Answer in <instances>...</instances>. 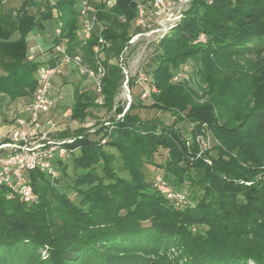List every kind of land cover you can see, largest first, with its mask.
<instances>
[{"label":"trees","instance_id":"16d2710c","mask_svg":"<svg viewBox=\"0 0 264 264\" xmlns=\"http://www.w3.org/2000/svg\"><path fill=\"white\" fill-rule=\"evenodd\" d=\"M30 1L15 9L0 1V97H33L40 63L28 57V36L58 19L69 50L91 64L99 35L106 40L103 105L111 110L123 73L110 58L136 31L138 4L151 0H104L85 44L80 0H39L36 11ZM201 33L204 42L196 41ZM158 49L146 71L155 90L143 106L173 122L143 119L132 98L93 136L85 126L58 130L57 138H75L76 151L58 178L30 171L37 202L7 198L0 186V264H264V0H191ZM187 61L192 72L174 80ZM83 88L74 86L70 107L80 121L97 106L93 88ZM184 120L185 132L177 126ZM201 133L213 144L199 155ZM145 164L162 167L188 203L160 193Z\"/></svg>","mask_w":264,"mask_h":264},{"label":"built area","instance_id":"2783aa9c","mask_svg":"<svg viewBox=\"0 0 264 264\" xmlns=\"http://www.w3.org/2000/svg\"><path fill=\"white\" fill-rule=\"evenodd\" d=\"M175 2L176 0H151L149 3H139L133 20L136 31L131 35L129 43L135 42L140 36L156 32L161 34L160 37L164 36L180 19L178 16L172 17L171 9ZM78 9L79 33L85 44L99 25L98 8L91 6V0H80ZM56 36L58 41L52 45L49 62L41 64L37 70V87L33 97L17 105L12 133L8 140L0 142V186L7 189V198L19 197L26 203H35L38 200V194L31 183L30 171L40 170L53 179L58 178L60 164L68 162L76 151V148L69 145L74 137L57 138L52 135L58 130L56 122L48 115L55 104L52 95L54 77L63 75L66 68L70 67L90 80L101 101L104 97L103 84L107 74L104 63L106 40L99 35V43L94 50V63L91 64L81 52L69 50L68 38L62 36L59 26L56 28ZM205 40V34L201 33L196 41ZM124 51L118 56L117 64L122 69L121 87L127 95V103L123 113L118 114L117 118L124 115L132 102V77L124 64ZM180 75L181 72H177L173 79L179 80ZM150 82L151 77L140 69L136 74V83L141 86L146 84L142 92L143 98L150 96L151 91L155 90ZM105 124L109 125L110 122ZM196 140L201 147L199 155L213 142L209 133L198 134ZM104 142L105 139L102 140ZM153 183L175 205L183 206L188 203L186 190L176 189L161 172L154 175Z\"/></svg>","mask_w":264,"mask_h":264},{"label":"rangeland","instance_id":"374dc122","mask_svg":"<svg viewBox=\"0 0 264 264\" xmlns=\"http://www.w3.org/2000/svg\"><path fill=\"white\" fill-rule=\"evenodd\" d=\"M103 1L104 0H91V6L96 7ZM12 2H15V0H12ZM8 3L9 1L6 2V5ZM35 4L36 3H34L33 8L36 9L38 6ZM190 5L191 0H176L175 4L171 9L172 17L178 16L179 18H181L184 12L189 9ZM44 25L45 26L41 28L40 34L35 36L34 39H32L31 42L28 43L29 48L35 44H39L40 48L42 49L48 48L51 45L52 40H54L56 36V28L60 25V22L58 19H51L48 20L47 23H45ZM132 28L136 30L134 24ZM160 35V33L156 32L140 36L139 39H137L133 43H129L130 38L126 42L123 48V50H125L123 54L124 64L128 68L130 76L132 78L136 79V74L140 69L144 71L150 70L151 66H153L156 62V59L159 54L158 44L160 43L161 39ZM105 55L106 54H104V57ZM119 55L113 53V57L110 58V60L113 62H117V58ZM192 68L193 65L191 61H187L186 63L179 66V69L177 70V72H181L179 79H183L188 76L189 72H192ZM66 72H68V70ZM67 76L68 79L64 78L65 84L58 83L55 85L54 93L56 96H58L59 101L55 105L54 109L52 111L50 110V117L53 118V120L56 122L58 130H62L63 128H70L71 130H74L80 126H85L89 129L88 132H90V134H92L93 136L95 131H97L102 124H105V122H110L113 118L118 117V113L116 112L117 106L120 105L125 107L127 103V95L124 92V88H122L121 86L119 87L118 92L115 95L114 104L111 110H108L106 107H104V97L101 101V99H99V95L95 92V102L97 106L91 107L89 109V114L84 118V120L80 121L78 119H73L71 117L70 107L74 104V86L76 84L81 85V87L86 88H83L84 92L85 90H91L92 85L88 78L79 74L75 70L68 72ZM144 86H141L138 83H134L132 86V98L137 104H140L139 113L141 117L143 119L158 118L162 123L171 124L174 118L169 112L143 106V104H150L151 102L150 96L146 98L142 97ZM202 86L206 87L207 83H203ZM177 126L181 127L182 130L185 132L189 130L191 124L187 120H184L180 121ZM57 131L52 133L54 137L58 134ZM211 144H213V142H211ZM165 155L166 153H164L163 155H159L157 156V159L162 161L164 160ZM144 171L146 177L148 179H152L154 173L156 174L158 172H163V168L161 167L156 170V167L154 165L145 164ZM68 173L70 177H73L74 173L72 165H69Z\"/></svg>","mask_w":264,"mask_h":264},{"label":"crops","instance_id":"0c3cea01","mask_svg":"<svg viewBox=\"0 0 264 264\" xmlns=\"http://www.w3.org/2000/svg\"><path fill=\"white\" fill-rule=\"evenodd\" d=\"M0 1L5 2V3L9 1V3L7 4V7L10 9H15L21 6L24 0H15V2H12V0H0ZM34 3H36L35 5L38 6L39 0L30 1L28 4V8L30 10L36 11L37 8L36 9L33 8ZM45 23H47V21ZM40 32H41V29H38V28L33 29L28 36L29 42H31V40L34 39L35 36L39 35ZM53 41L54 40H52L51 45L48 48H43V49L40 48L39 44L32 45L29 48L28 57L30 59H33L39 62L40 65L49 62L50 53H51L50 48L53 45ZM67 70L68 72L73 71V69H71L70 67H67L66 71ZM66 71L63 75L54 77L52 95L55 100V104L51 108V111L54 109L55 105L59 101L58 96H56L54 93V87L58 83L65 84L64 78L68 79V76H67L68 72ZM27 101L28 100L26 99H17L15 101H11L7 97H3V96L0 97V142L3 141L5 138H8L12 133V129L15 125V116H16V112L14 110L16 109L17 105L23 102H27ZM48 115L50 116V112Z\"/></svg>","mask_w":264,"mask_h":264}]
</instances>
